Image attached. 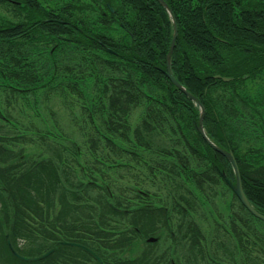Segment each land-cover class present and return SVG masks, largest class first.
<instances>
[{"label": "trees", "instance_id": "obj_1", "mask_svg": "<svg viewBox=\"0 0 264 264\" xmlns=\"http://www.w3.org/2000/svg\"><path fill=\"white\" fill-rule=\"evenodd\" d=\"M48 1L52 5L46 6L43 0H0V5H10L11 16L0 19V57L7 61L5 69H10L4 72L0 66L2 82H7L1 85V92L10 96L19 91L18 86H34L41 81L29 70L21 71L23 76L18 73L21 60L27 59L25 56L33 49L22 39L31 40L40 32L47 36H72L71 40H62L75 42L82 50L79 64L94 71L96 65L110 70L105 83L106 116L101 120L104 129L125 140L124 145L128 146H122L118 138L116 142L102 135L106 145L114 155H129L132 161L136 160L137 167L145 170L140 174L133 172V179L140 185L148 182L160 188L163 201L151 205L148 201L152 194L138 185L129 190L121 186L115 192L105 179L100 182L91 176L87 182L77 180L74 171L64 164L63 151L55 147L48 149L51 156L47 159L26 161L23 155L14 154L5 146L4 142L14 138L3 130L5 126H0V219L7 227L5 235L0 236V248L7 258L19 264H142L139 257L110 254L130 251L133 246L140 247L136 252L139 253L149 245L150 259L146 264H159L163 258L168 264H219L215 261L218 257L235 264H258L257 258H252L249 246L254 241L248 235L264 240V221L242 204L229 183L234 202L228 214L220 212L213 202L210 185L218 184L224 172L235 182V173L229 159L200 133L198 120L202 105L207 135L234 154L243 190L254 208L264 214V153L259 147L242 152L239 144L248 142L251 134L253 141H264V136H259L260 130L264 132V94L244 87L258 78L264 91V0H163L178 28L172 73L198 102L164 73L174 24L160 0ZM81 5L96 10V28L90 27V14L81 17L74 11ZM21 17L25 19L18 20ZM113 24L121 30L117 31ZM54 47L59 56L54 58L57 61L52 70L58 71V64L67 63V69L78 64L72 48L68 50L62 44ZM120 66L126 76L112 75ZM18 79L22 84H16ZM219 91L227 98L217 94ZM258 95L261 102L257 101ZM145 99L150 107H146L141 124L131 128L127 125L129 113ZM0 121H6L1 112ZM71 144L77 147L73 153L79 155L78 143ZM98 144H92L94 153ZM189 156L199 162L197 167H189ZM84 166L80 165L82 177H88ZM96 169L101 171L100 167ZM188 183L194 185L201 198ZM102 186L98 195H90L91 187ZM89 199L96 200L98 207L86 205ZM207 203L213 216L206 211ZM134 213L139 215L133 216ZM171 213L178 217L174 218L173 231ZM202 217L220 220L214 222L212 238L206 237L198 225ZM111 221L123 227L130 225L131 229L128 234L123 227L114 232ZM160 225L171 231L172 245L165 251L154 248L161 238L160 232L154 235L161 230ZM7 237L17 254L38 259H18L9 248ZM60 242L79 243L93 253ZM50 250L53 251L40 257Z\"/></svg>", "mask_w": 264, "mask_h": 264}, {"label": "rangeland", "instance_id": "obj_2", "mask_svg": "<svg viewBox=\"0 0 264 264\" xmlns=\"http://www.w3.org/2000/svg\"><path fill=\"white\" fill-rule=\"evenodd\" d=\"M43 1L46 2L44 3L46 6L52 5V1ZM91 1L89 2V5H91ZM88 7L89 6L87 5L85 9L83 5H81L78 7L79 9L74 11L81 17L83 14H90V16H92L90 19V21H92V24L90 23V27L96 28V18L98 17L97 12L95 13L96 10L93 11L91 7ZM10 17V5L7 3L0 5V19ZM20 19L23 20L25 18L21 17L18 20ZM113 25L117 31L121 30L117 24ZM71 37L65 34L62 35V37L47 36L45 33L40 32L35 37H32L31 40L26 38L21 40V42L25 45H28V43L32 45L33 49H30L29 55L25 56L27 59L23 61L20 59L21 63L18 67V73L23 76L25 74L22 73L29 70L30 73L33 72L31 76L37 80L41 79V81H38L34 86H18L19 91L16 90V92H11L10 96H7L1 92V85H6L7 82H4V80L2 82L3 78L0 77V112L6 119L5 122L0 121V126L2 128L5 126L3 130H7L9 132V137L14 138L13 141L4 142L6 143L5 146L14 154H20V156L23 155V158L26 161L47 159L51 156V151L48 149L55 147V149L63 151L62 154L64 164L74 171L73 173L76 175L77 180L87 182L89 179H92L91 176L95 179L96 177L99 178L100 182L103 181L102 179H105L110 188L112 187L115 192H117L116 189L121 186L123 190H129L134 187L141 186L152 194L150 201H148L151 205L159 200L163 201L160 188L157 189V186H151L148 182L140 185L133 179V172L140 174V171L145 170L140 167V165L137 167L136 164L138 162L136 160L132 161L129 155L118 157L117 155H114L110 151V148L106 145V142L104 141L105 139L102 135H106L107 138H112L116 142L120 139V144L122 146H128L127 143L124 145L125 140L116 137V135H112L109 131L104 129V121L102 122L101 120V118L104 119L106 116L104 113V109L107 105L105 83L108 81L106 77L110 76L108 75L110 70L108 68H104L103 70L108 69V72H103V70L96 65L94 71L93 69H89L88 65H81L82 63L79 64L78 61L82 60V50L77 47L75 42L70 41ZM62 38H69L70 40H62ZM55 44H62L63 47H68V50H71L70 48H72L75 51L74 61L78 64L75 66L71 65L72 67L70 65L68 66V69L73 67H75V69L73 68L72 71H68L67 63H64L61 64V66L58 64V71L52 70L53 62L57 61L54 60V58L59 56L58 53H55L56 51L54 52L53 50V48H55ZM0 64H2L0 66H3L5 69L7 61L0 57ZM120 67L121 68L118 71L115 69L112 75L114 74V76H116L121 74V76H126V70L123 69V66ZM47 69L48 72H46ZM7 70L10 69L6 68L4 72H7ZM45 72L46 74L43 76ZM50 78L51 80H49ZM262 79L264 80V74H262ZM18 81L19 82H16V84H22V80L18 79ZM251 81L254 83H247L248 85L246 84L247 86L244 87L248 88L250 92L258 93L261 91L264 94L262 89L263 82L259 81L258 78H254ZM217 94L222 96L223 92L219 91ZM246 95L247 94L245 93V97ZM260 95L257 97V101L259 102H261L259 98ZM223 96L227 98L226 95ZM3 97L5 100L4 102ZM150 104L151 103L145 99V102L141 106L132 109L127 119V125L131 128L138 126L137 124L140 125L144 119V111L147 106L150 107ZM262 108H264V99ZM247 122L250 123V121ZM256 126H258V123ZM251 131L252 130H250V132ZM37 134L41 136H37ZM259 136H264V132H262V130H260ZM72 141H76L78 143L80 147L79 155L78 153H73L77 151V147L76 145L71 144ZM99 141L100 144H98ZM93 143L99 145V148L95 150V153L92 148ZM256 143L257 141H253V134H251L248 136V142H241L239 144L242 147V152H252V150L258 149L259 147L261 152L264 153V141L259 139L257 143L258 146H255ZM103 152H105V155H103ZM258 158L262 157L259 156ZM103 162H106V164H103ZM188 162L189 167L190 165L197 167L199 163L194 161V159L190 156ZM262 162H264V158H262ZM82 163L86 164V166H84L86 169L85 174L88 175V177H82V168L80 167ZM97 167H100L101 171H98L96 169ZM196 172H198V170ZM181 180L184 179L181 178ZM228 182H231V180H229L228 173L224 172L223 177L218 181V184L210 185L209 188L211 196H213V202L220 208V212H224V214H228V208L234 202V197L231 193L230 187L227 185ZM187 186L193 190V192H196L192 183H188ZM103 187L104 186L100 188L91 187L90 195L92 197H94L95 194L98 195L100 189ZM155 194H159V196L157 197ZM196 195L201 198L198 191L196 192ZM95 201L96 200L89 199L88 203L86 202V205L98 207ZM205 206H207L206 211L209 212L210 215L214 214V212L212 214L210 212L212 210L210 204L207 203ZM236 208L240 211L238 203H236ZM0 215L3 217V213L0 212ZM138 215L139 214L136 213L133 214V216ZM171 215H173V221L171 220V231H173L176 226L174 218L177 217V215L175 213H171ZM216 215H218V212ZM214 218L216 217L214 216ZM219 221H214L211 217H207L206 219L202 217L198 220V225L201 226V229L204 231L206 237L212 238L215 235L213 230L215 229L216 223L214 222L219 223ZM112 224V228H115L113 229L114 232H118V229L116 228L123 227L122 224L115 221H111L110 226ZM123 228L126 230L125 232H127V234L131 229L130 225ZM160 228L161 230L154 234L157 235L160 232L159 235L161 237L155 242L156 244L154 248L165 251V249L171 248L172 245L170 238L171 231H168V228L163 225H160ZM6 232L7 227L5 221L0 219V236L5 235ZM248 237L251 242L254 241V243L249 246L252 258L256 257V262L258 264H264V240L261 241L259 237L252 236V234H249ZM112 238H115V236ZM150 239H153V237ZM148 246L149 245H145V250L143 249L139 253L136 252L140 250V247L133 246L129 249L130 251L120 253L121 251L118 250L116 253H111L110 255L111 257L115 255L127 258L139 257L142 260V264H146L148 259H150V254L147 252L149 249ZM3 250L4 249L0 248V264H19L7 258V254H5ZM18 259L26 262H33L35 260V258L29 257H25L24 259L22 257H18ZM158 261H160L159 264H168L164 258L159 259ZM215 261L219 264H235L233 261L221 259L219 257L218 260L215 259Z\"/></svg>", "mask_w": 264, "mask_h": 264}, {"label": "water", "instance_id": "obj_3", "mask_svg": "<svg viewBox=\"0 0 264 264\" xmlns=\"http://www.w3.org/2000/svg\"><path fill=\"white\" fill-rule=\"evenodd\" d=\"M163 5L168 9V6L166 5L165 2H163L162 0H160ZM169 10V9H168ZM174 33H173V37H172V41H171V46H170V51L168 54V58H167V70H166V76L170 79V81L176 85L178 88H180L185 94H187L190 98L194 99V97L188 93L186 91V89L176 80V78L173 76L172 72H171V68H170V57L172 55L173 52V48H174V44L176 41V37H177V26H176V22L174 21ZM229 79V78H227ZM199 131L200 133L204 136V138L206 139V141L218 152H220L221 154H223L226 158H228L230 160V162L232 163L234 172H235V176H236V182L232 183L230 182V186L232 188V190L234 191V193L237 195V197L239 198V200L242 202V204L256 217L260 218L261 220L264 221V215L261 214L258 210H256V208H254L252 206V204L250 203V201L248 200V198L246 197L243 187H242V182H241V177H240V172H239V168L238 165L236 163V160L234 158V155L231 152H226L224 149H221L220 147H218L217 145H215L207 136L206 133L204 131V128L202 127V121L199 122ZM8 244L10 246V249L12 250V252L15 254V256L17 257H22L19 254H17V252L13 249L12 245L10 244V241L8 240ZM62 244H71V245H78L76 243H67V242H62ZM52 251V250H51ZM51 251H49L48 253L44 254L41 257H45L47 254H49ZM24 259V257H22ZM37 259V258H35Z\"/></svg>", "mask_w": 264, "mask_h": 264}]
</instances>
